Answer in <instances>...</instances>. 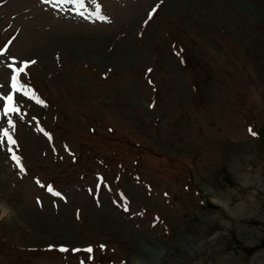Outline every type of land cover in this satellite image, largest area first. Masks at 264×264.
<instances>
[{"label":"rangeland","instance_id":"374dc122","mask_svg":"<svg viewBox=\"0 0 264 264\" xmlns=\"http://www.w3.org/2000/svg\"><path fill=\"white\" fill-rule=\"evenodd\" d=\"M0 49V264H264V0H0Z\"/></svg>","mask_w":264,"mask_h":264},{"label":"snow or ice","instance_id":"6c2138e0","mask_svg":"<svg viewBox=\"0 0 264 264\" xmlns=\"http://www.w3.org/2000/svg\"><path fill=\"white\" fill-rule=\"evenodd\" d=\"M45 2H53V3H58V4H63V3H75V4H79V5H83L84 0H45ZM92 3H96V0H92ZM153 12H155V9H153ZM97 14H98V9H97ZM100 19H105L103 16L99 17ZM152 18V12L149 13V19ZM6 52L4 49H0V56H5ZM29 63H35V61H30V62H23L21 64V66L17 67L15 66V62H10L6 65V67L10 70L11 72V77H10V85H8L11 88V91L7 92L4 95H0V101L3 102V109H2V115L4 117H8L9 114H18L19 113V109H18V101L15 100L13 93H21L25 98L28 99H33V96L29 95V92L23 88V86H20L18 84V80L20 78V74L24 73L25 68L27 67V65ZM149 71H151L149 69ZM151 83V82H150ZM36 103H41V101L36 100ZM20 119H23V115H20ZM15 128V124L13 122L12 119H7V127H2L0 126V147H6L5 144V138L7 139V144H15V140L9 135V130L10 129H14ZM7 151L9 153L12 152V148L8 147ZM11 158L16 161L18 167H19V171L23 172L24 168L19 166V158L16 156H11ZM37 184H39L41 187H45L43 184L40 183L39 180H37ZM100 185H97V188H99ZM47 190L50 194L60 197L61 194L59 192H54L52 189V186H47ZM123 199V198H122ZM125 211H128L129 209L127 208V206L124 207ZM103 245H101V248L103 249ZM60 251H67V249L61 248L59 249ZM74 253L77 251H80L79 249H73L72 250ZM85 252H87L89 254L88 259L91 260L92 259V252L93 249L91 247L84 249ZM81 264H85L84 261L81 262Z\"/></svg>","mask_w":264,"mask_h":264},{"label":"bare ground","instance_id":"6f19581e","mask_svg":"<svg viewBox=\"0 0 264 264\" xmlns=\"http://www.w3.org/2000/svg\"><path fill=\"white\" fill-rule=\"evenodd\" d=\"M19 99H20V97H19ZM18 101H19V100H18ZM20 102H21V101H20ZM7 194H8V193H7ZM9 194H10V193H9ZM13 197H14V196H13ZM11 199H12V198H11ZM34 219H35V218H34ZM38 223H39V222H38ZM38 223H37V224H38ZM45 225H46V224H45ZM65 229H66V228H65ZM49 231H50V230H49Z\"/></svg>","mask_w":264,"mask_h":264}]
</instances>
